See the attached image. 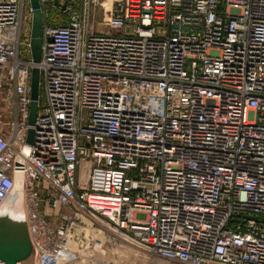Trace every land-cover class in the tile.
<instances>
[{"label": "built area", "instance_id": "1", "mask_svg": "<svg viewBox=\"0 0 264 264\" xmlns=\"http://www.w3.org/2000/svg\"><path fill=\"white\" fill-rule=\"evenodd\" d=\"M58 1L34 65L28 0H0V207L21 179L35 264L103 256L98 222L166 264H264V0H104L100 31Z\"/></svg>", "mask_w": 264, "mask_h": 264}, {"label": "rangeland", "instance_id": "2", "mask_svg": "<svg viewBox=\"0 0 264 264\" xmlns=\"http://www.w3.org/2000/svg\"><path fill=\"white\" fill-rule=\"evenodd\" d=\"M66 1L70 3V1L72 0H66ZM104 2H105L104 0H92V6H91L92 10L90 12V23L92 24L93 30L100 31L103 28L102 24L105 18L108 17V7L109 6L107 3L104 4ZM74 9H77V4L76 5L74 4ZM41 10L43 14V21L45 23L47 22L48 24L57 25V24H61L65 22L66 20V15L58 12L59 10H57L53 4H46L44 7L41 8ZM30 11H31L30 7H27L25 11V16H26L25 23L27 24L25 28V33L27 36H29V33H30L29 30L31 26V12ZM45 15H47V17ZM6 99L7 98L4 95V93L1 92L0 93V132L8 134L11 131L9 121L12 116L10 114L9 106H7L8 101ZM25 220L27 223L26 210H25ZM103 225H104L103 223L101 224L100 222H98L97 225H95V227L93 228L97 232L100 231V233H97V235H95V238H96L97 243L98 244L100 243V245L103 246L102 248V251H104L103 256L100 250H98L97 253L93 252V254L84 252V254L83 253L81 254V255H84V257L80 258V263L82 262L84 264H87L85 261H88L91 258V256H93V261L91 264H94V260H97V261L105 260V262L109 264H166L167 263V262L158 260L151 255L144 254L136 250L135 248H128V249L124 248L123 246H121V244L118 241L116 242V241L111 240L108 234L106 232H103L104 228L105 230H107L106 227H104ZM21 229H22L21 222L17 219H13L8 224V226H6V228L3 230H5V232H8L9 234L8 237H10V239L12 240L16 237V235L18 234V231L20 232ZM5 237L1 239V241H3ZM30 240H31V237H30ZM0 250H2V247H0ZM4 257L12 258L7 253L4 254ZM20 264H35V260L32 255V252L30 256L22 260Z\"/></svg>", "mask_w": 264, "mask_h": 264}, {"label": "water", "instance_id": "3", "mask_svg": "<svg viewBox=\"0 0 264 264\" xmlns=\"http://www.w3.org/2000/svg\"><path fill=\"white\" fill-rule=\"evenodd\" d=\"M31 9V27H30V50L31 59L34 65L40 62L41 44L43 36V16L40 7V0H28ZM54 7L59 11L65 10V5H60L58 0H53ZM38 96H39V69L34 66L31 70L30 78V105L27 120L26 144L32 145L34 138L33 126L35 123L38 111ZM32 252V248L31 251ZM31 254V253H30Z\"/></svg>", "mask_w": 264, "mask_h": 264}, {"label": "bare ground", "instance_id": "4", "mask_svg": "<svg viewBox=\"0 0 264 264\" xmlns=\"http://www.w3.org/2000/svg\"><path fill=\"white\" fill-rule=\"evenodd\" d=\"M13 219L19 220L22 224L21 232L16 237L13 245L15 259L4 257L6 252L2 248V250H0V264H20V262L30 256L31 253L32 242L25 220L23 193L21 191V179L19 178L15 180L13 194L0 207V232L3 228H6ZM0 247H2L1 238Z\"/></svg>", "mask_w": 264, "mask_h": 264}, {"label": "crops", "instance_id": "5", "mask_svg": "<svg viewBox=\"0 0 264 264\" xmlns=\"http://www.w3.org/2000/svg\"><path fill=\"white\" fill-rule=\"evenodd\" d=\"M5 229V228H3ZM21 232V230H20ZM20 232L18 231V234H20ZM6 233V234H5ZM18 234L16 235V237L18 236ZM8 232H5V230H2V232L0 233V238L3 239L5 236V239L2 241V248L5 250V252L7 254H9L12 258L15 259V256H14V241L16 239V237L14 239H10V237H8Z\"/></svg>", "mask_w": 264, "mask_h": 264}, {"label": "trees", "instance_id": "6", "mask_svg": "<svg viewBox=\"0 0 264 264\" xmlns=\"http://www.w3.org/2000/svg\"><path fill=\"white\" fill-rule=\"evenodd\" d=\"M66 22H67V18H66L65 22H63L61 24H57V25H64V24H66Z\"/></svg>", "mask_w": 264, "mask_h": 264}]
</instances>
